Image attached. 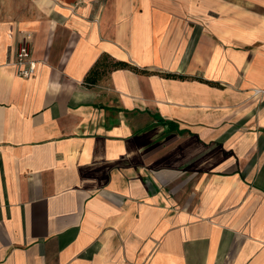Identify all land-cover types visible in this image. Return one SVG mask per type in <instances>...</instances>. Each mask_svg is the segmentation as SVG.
<instances>
[{
    "label": "crops",
    "instance_id": "obj_1",
    "mask_svg": "<svg viewBox=\"0 0 264 264\" xmlns=\"http://www.w3.org/2000/svg\"><path fill=\"white\" fill-rule=\"evenodd\" d=\"M0 264H264V0H0Z\"/></svg>",
    "mask_w": 264,
    "mask_h": 264
},
{
    "label": "built area",
    "instance_id": "obj_2",
    "mask_svg": "<svg viewBox=\"0 0 264 264\" xmlns=\"http://www.w3.org/2000/svg\"><path fill=\"white\" fill-rule=\"evenodd\" d=\"M22 77H30L36 73L37 62L31 57V39L26 33L18 44L16 59L13 63Z\"/></svg>",
    "mask_w": 264,
    "mask_h": 264
}]
</instances>
